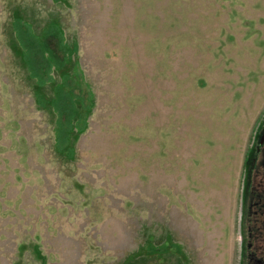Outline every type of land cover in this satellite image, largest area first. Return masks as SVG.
Returning <instances> with one entry per match:
<instances>
[{
    "label": "rangeland",
    "instance_id": "obj_1",
    "mask_svg": "<svg viewBox=\"0 0 264 264\" xmlns=\"http://www.w3.org/2000/svg\"><path fill=\"white\" fill-rule=\"evenodd\" d=\"M17 17L61 27L53 82ZM64 72L79 116L59 150ZM263 141L264 0H0V264H240Z\"/></svg>",
    "mask_w": 264,
    "mask_h": 264
},
{
    "label": "trees",
    "instance_id": "obj_2",
    "mask_svg": "<svg viewBox=\"0 0 264 264\" xmlns=\"http://www.w3.org/2000/svg\"><path fill=\"white\" fill-rule=\"evenodd\" d=\"M13 27L30 76L41 86L53 82V71L60 70L68 60L69 48L61 27L50 23L36 33L31 23L21 17L15 19ZM75 82L74 75L64 72L63 82L55 85L52 106L58 115L56 145L59 150L68 148L71 133L78 125L75 121L79 116L76 109L79 96L73 91Z\"/></svg>",
    "mask_w": 264,
    "mask_h": 264
},
{
    "label": "flooded vegetation",
    "instance_id": "obj_3",
    "mask_svg": "<svg viewBox=\"0 0 264 264\" xmlns=\"http://www.w3.org/2000/svg\"><path fill=\"white\" fill-rule=\"evenodd\" d=\"M243 191L240 264H264V141Z\"/></svg>",
    "mask_w": 264,
    "mask_h": 264
}]
</instances>
